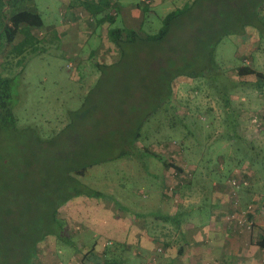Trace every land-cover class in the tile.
Instances as JSON below:
<instances>
[{"label":"rangeland","instance_id":"1","mask_svg":"<svg viewBox=\"0 0 264 264\" xmlns=\"http://www.w3.org/2000/svg\"><path fill=\"white\" fill-rule=\"evenodd\" d=\"M32 1L31 8L43 21L42 28L32 31L35 48L19 56L9 54L23 38L18 32L0 53V72L2 65L7 73H21L16 78L14 111L20 131L5 134L0 142V170L7 172L0 182V236L6 242L0 245V263L68 264L73 252L80 253V246L90 247L96 230L104 227L97 218L88 222L78 214L111 210L131 218L136 233L143 232L152 229L147 222L151 219L136 215H170L183 209L196 214L194 206H207V196L218 189L228 201L224 210H218V218L225 215L228 233L236 231V241L248 249L242 262L264 264L263 251L254 247L258 235L264 233L260 204L264 195V87L257 90L253 76L242 79L235 73L237 66L252 63L264 74V37L253 31L241 46V36L228 33L239 22L236 16L227 18L228 10L236 12L241 0L174 1L176 7L183 1L186 8L171 22L164 39L155 43L145 37L155 35L164 17L177 10L165 9L170 2L154 9L148 6L149 0H131L132 7L110 25L97 22L102 15L91 19L79 0ZM144 7L148 11L143 12ZM242 10L243 6L240 13L245 20ZM111 27L133 28L139 39L118 50L107 37ZM208 32L210 40H206ZM96 63L105 66L100 70ZM203 68L215 69V73L203 79L180 76L172 82L170 99L142 125L135 150L128 158L122 157L119 138L125 136L127 142V131L132 132V123L140 116L138 107L155 103L147 97L162 92L154 82L156 77L161 75L164 81L175 73ZM222 84L227 91L229 85L234 88L227 112L236 117V140L226 133L225 111L216 94ZM153 155L178 170L165 167ZM87 161L95 163L87 175L72 177L106 199L73 195L71 173L66 171ZM114 202L131 215L116 209ZM248 206L253 209L250 215L257 217L250 229L232 219L244 216ZM209 210L203 208L202 222L209 218ZM159 222L167 225L148 235L162 239L158 246L162 251L156 256L161 260L164 253H174L171 248L166 252L165 245L171 247L180 238L172 221ZM208 243L206 238L200 242ZM163 264H167L164 259Z\"/></svg>","mask_w":264,"mask_h":264},{"label":"trees","instance_id":"2","mask_svg":"<svg viewBox=\"0 0 264 264\" xmlns=\"http://www.w3.org/2000/svg\"><path fill=\"white\" fill-rule=\"evenodd\" d=\"M31 1V2H30ZM0 0V53L2 50L6 49L8 45L12 44V42L15 39V36L18 32L21 33L23 38L19 43H17L15 46L11 48V51H9V54H14L16 56L21 55L25 50L35 48V44L37 43V39L32 33L33 30H39L43 27V21L36 11L35 8H31L34 5V2L32 0ZM80 6L83 7V9L89 14L90 18L91 16L97 17L101 16L99 19V23H108L110 25H113L116 21V18L119 13L118 4L113 3L111 4V0H98L97 2L94 0H91V3L86 4L85 1L79 0ZM233 1V0H232ZM148 4V3H145ZM144 5V4H143ZM237 6V11L232 13L230 10H228L229 14L227 18L237 17L239 19V22L237 19L238 27L233 29V31H228L230 34L237 33L238 36L242 37L246 35V29L253 28L257 31L258 37L263 38L264 37V0H241L239 1V4ZM241 6H243V17L240 13ZM138 8H141L140 5H137ZM185 5L181 9H177L175 11H172L168 13L164 19H163V25L158 30V32L155 35H148L145 37V40L149 42H159L164 39V37L168 34L171 27V22L174 20V18L181 14L184 10ZM148 7L142 8L143 12L148 11ZM106 10H110L109 13H105ZM235 13V14H234ZM238 14V16L236 15ZM92 19V18H91ZM22 26V27H21ZM21 27V28H20ZM210 30V29H209ZM210 32V31H209ZM207 33L206 40H210L211 36L210 33ZM107 37L108 40L118 49L122 51V48L125 45L133 44L135 41H137L138 34L137 31L133 28H127V27H111L107 31ZM213 40V39H212ZM211 40V41H212ZM200 45H206L204 42L199 43ZM7 54V57L8 55ZM122 56V55H121ZM97 68L102 70L105 65L103 64H97L95 65ZM205 68H203L202 71L199 72H180L175 73L172 77L169 79H165L162 81V76L159 75L156 77L155 81L157 85H159L161 91H157V93L153 92L151 96L147 97V99L154 101L155 103H151L149 105H146L145 103L140 105V109L138 107V111L140 113V116H138V122L134 120V123H132V132L128 130L130 136H127V142H124V137L119 138L120 144L123 146L121 147L122 157L128 158L129 155L134 151V145L138 140L142 138V134H140V128L142 125L150 119V117L154 116L160 109L162 108L163 102L165 103L166 100L170 99L171 97V91H172V82L182 76L189 79H203L206 78L208 75H213L215 73V69L212 71H204ZM8 72V68L1 65V72H0V142H2L1 138L5 137L4 135L7 133L12 132H18L20 131V128L17 126V119L15 117V108L18 102V84L16 81V78L21 74L12 75ZM235 73L239 78H247V77H254L255 78V85L253 86L255 89L262 90L264 87V74L260 71H258L255 66L252 63L248 64H242L236 67ZM224 76V75H223ZM218 76H215L217 78ZM222 77V76H221ZM225 77V76H224ZM227 83V77H225ZM230 88L227 89L224 88V84L221 85L220 88H217V91L219 89V92L216 93L220 101L222 102V106L224 109V115H225V124H226V133H228V136L236 140L239 138L237 132H236V117L232 115V112L228 111V108L230 107V92L234 90L233 86L229 85ZM157 99V100H156ZM173 117V116H172ZM176 117H173V120L175 121ZM264 120V119H263ZM23 131H27L30 129L24 128L21 129ZM232 133H231V132ZM241 150V149H240ZM246 151H243L242 155L244 156ZM120 156V157H121ZM0 157H1V151H0ZM154 158H156L158 161H160L162 164H164L165 167H173L178 170L174 165L166 163V161L157 155H153ZM262 161H264V155L262 156ZM95 163L87 161L86 163L81 164L80 166L76 167H70L67 173H71L68 175H71L69 177L70 182L74 185L72 186V191L74 192L73 195H79V194H87L88 197L91 199H106V196L99 191H95L90 189L88 186H85L77 179H74V177H85L88 173L89 168H91ZM261 168L264 170V165L261 166ZM1 169V166H0ZM5 169L2 171L0 170V182L3 179V174H5ZM74 176V177H72ZM2 184V183H1ZM248 185H242V187L247 188ZM241 187V186H240ZM240 187L238 189H240ZM237 189V190H238ZM264 194V193H263ZM264 196V195H263ZM64 201L67 199H63ZM114 207L116 209L118 208L119 211L128 212L125 208L121 207L117 202L113 203ZM56 211H52V218L55 217ZM130 214V213H129ZM253 215V214H252ZM249 214L248 218L253 219L254 217ZM168 221H172L174 226L178 227L180 224L179 217L175 216H168L166 218ZM254 221V219H253ZM255 224V223H253ZM253 226V225H252ZM24 236V235H23ZM63 235L57 234V237H62ZM2 239H4L3 236H0V245L5 244L6 242H2ZM255 246L259 249L264 251V233L258 235L257 239L255 240ZM1 254V253H0ZM0 264H3L0 263Z\"/></svg>","mask_w":264,"mask_h":264},{"label":"crops","instance_id":"3","mask_svg":"<svg viewBox=\"0 0 264 264\" xmlns=\"http://www.w3.org/2000/svg\"><path fill=\"white\" fill-rule=\"evenodd\" d=\"M94 1L97 2L98 0ZM149 1L148 3L150 4L148 6L154 9L164 5V2L171 3L165 9L175 10V8L181 9L184 6V0L178 7L174 6L173 2H178L179 0ZM187 1L185 0V2ZM113 3L118 4V8L120 9L118 16L120 14L123 15L124 11L132 7L131 0H111L112 5ZM252 32L254 34L256 32L257 34V31L253 28L246 29V35L240 38L241 46L245 40L248 41ZM207 202L208 209H210L208 212L209 218L204 222H202V216L205 212L202 210L207 206L204 207V205L198 204L194 206L197 210L196 214L194 212L188 214L185 211L186 209L181 210V212L170 213V215L160 213L138 214L136 217H144L146 220L151 219L147 220V222L152 226V229L148 228V231L143 230V232L137 233L136 230L132 229L133 220L131 218L128 217L127 219V216H119L111 210L97 209L92 213L85 212V215L78 214V217H84V220L88 222H91L93 217H95L99 222H102L104 227L96 230L95 235L97 237L90 247H86L85 245L80 246L82 253L73 252V257L69 260L68 264H115L116 260H120L118 261L119 264H134L133 257L136 259L135 264H138V262L139 264H156V259L159 261L157 264H163V259L167 264H245L242 261L245 260L248 249L236 241V231L228 233L229 231L226 229L227 227H225L223 220L225 215L223 214L220 220L218 218V210H224V207H227V199L223 197L221 191L214 189L213 193L207 196ZM91 216L92 218H90ZM167 216L179 217V226L176 227L173 224V228L175 229V233L177 232L176 235L180 238V241L173 246L171 245V247L165 245V248H167L166 252L173 249L174 253L172 254L171 251V255L164 253L159 256V258L162 257L159 260L156 258V249L160 246L159 243L160 241L162 242V239L159 237L154 238L148 234L153 233L156 229L162 230L163 226L167 224L162 223L160 226L159 220H163ZM253 219L254 223L257 224V217ZM138 234L140 235L138 236ZM187 234L190 235L189 238H187ZM204 238H206V241L210 240V243L207 245L200 244ZM256 249L258 250L259 248L257 247ZM76 250L78 251L79 248H76ZM262 255L264 256V251ZM243 256L244 259H241ZM253 264L257 263L254 262Z\"/></svg>","mask_w":264,"mask_h":264},{"label":"built area","instance_id":"4","mask_svg":"<svg viewBox=\"0 0 264 264\" xmlns=\"http://www.w3.org/2000/svg\"><path fill=\"white\" fill-rule=\"evenodd\" d=\"M232 185L235 186V182L234 181L232 182ZM235 187L236 188H239L238 186H235ZM260 200H261L260 201L261 202L260 204L264 207V196L261 197ZM251 210H253L252 209V206H248L247 210L245 212H242V213H245L244 216L240 217L241 215H239V214L238 215H234L232 217V219H234L235 224L240 225L241 227H244L246 229H250L251 226L254 223L253 219H250L249 220V218H248L249 214H251ZM161 251H162V246L161 247H158L157 253L158 252L160 253Z\"/></svg>","mask_w":264,"mask_h":264}]
</instances>
